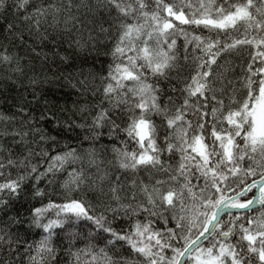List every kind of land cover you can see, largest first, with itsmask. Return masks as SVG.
Instances as JSON below:
<instances>
[{"label": "snow or ice", "instance_id": "1", "mask_svg": "<svg viewBox=\"0 0 264 264\" xmlns=\"http://www.w3.org/2000/svg\"><path fill=\"white\" fill-rule=\"evenodd\" d=\"M183 7L0 0L4 264H264V0Z\"/></svg>", "mask_w": 264, "mask_h": 264}, {"label": "trees", "instance_id": "2", "mask_svg": "<svg viewBox=\"0 0 264 264\" xmlns=\"http://www.w3.org/2000/svg\"><path fill=\"white\" fill-rule=\"evenodd\" d=\"M148 3L150 4H155L156 0H147ZM174 2L179 6V5H183V10L188 12L189 14L193 13V12H197V11H203V9H200L199 8V5L201 2L203 3H207V0H174ZM215 2V0H214ZM189 3L192 4V8H189L188 5ZM214 15V13H213ZM172 19L174 25L178 26L177 27V33H178V39H179V43L180 45L182 46L181 47V53H183L184 51V48H183V45L185 43V40H184V36H183V33H180V28H184L185 31H188L189 32V38L191 39V35H192V30L193 29H197V34H199L200 32H204V33H209L210 35H215V30H210L209 29H205L202 25L201 26H197V25H182L180 23V21L178 20H175L174 18H170ZM239 23V22H238ZM240 31L242 32L243 31V26L241 27ZM247 47V46H245ZM191 51V49H190ZM84 55H89V53H84ZM192 55L195 56L197 55V52H192ZM91 56H92V59L96 60V66L97 68H99L101 66V62H103V67L107 68L108 67V63L111 61L112 57L109 55V56H105V54L103 52H101L98 56L95 52L91 53ZM245 56H247V53H245ZM232 63V68L231 69H221V71L224 72V76L218 80V83H217V88H216V91L217 93H220L222 91H224L225 89H228L229 90V94H231V89L233 87L234 84H238V81L236 79V77L234 75H230L231 72L235 71L237 73H239L241 71L240 69V66L239 64H237L235 62V60L233 59L231 61ZM237 91H239V88L236 89ZM4 91V87H3V73L0 72V93H2ZM62 92L63 91H66V90H61ZM76 97L75 96H71L70 99H75ZM211 99V98H210ZM0 110H4L6 111L7 110V105L5 103V101L2 99V96H0ZM210 110V109H209ZM10 126V125H9ZM5 127V122L0 120V144H3V143H7V138L4 137L2 135V129ZM72 135H74V133H71V132H65V136L66 137H71ZM65 143L67 144H72V140L69 138L67 140H61V146H63ZM103 143L105 146H108L109 144V141H108V137L105 136L104 139H103ZM179 160V154H177V161ZM4 175H7V171H5ZM3 177L0 176V179H2ZM66 178V174L64 177L61 178V180L65 179ZM145 181L148 180V175L147 174H144V176L142 177ZM191 183L193 185L197 184L198 181L193 177L192 180H191ZM201 183V186H202V182ZM60 187H59V184H57V191H60ZM255 191V190H253ZM53 198L54 199H57L58 197L56 196V194L54 193L53 194ZM251 198V197H249ZM20 211H23V209H18ZM256 212L258 213L260 211L259 208L255 209ZM248 214L251 215L252 214V211H248ZM223 219L225 221H227L229 218L228 216H225L223 217ZM172 225H170L171 227ZM15 229H13L14 231ZM203 243H207V239L203 241ZM171 254V253H169ZM13 256H15L16 254L13 252L12 254ZM9 258L7 256H5L4 254V251H0V264H4V262L6 260H8ZM63 259L66 261V264H67V260H68V257L67 256H64Z\"/></svg>", "mask_w": 264, "mask_h": 264}, {"label": "water", "instance_id": "3", "mask_svg": "<svg viewBox=\"0 0 264 264\" xmlns=\"http://www.w3.org/2000/svg\"><path fill=\"white\" fill-rule=\"evenodd\" d=\"M257 208H259V206L257 205V204H253L252 205V209H249V210H247V211H251V210H253V209H257ZM226 215V214H225ZM224 215V216H225Z\"/></svg>", "mask_w": 264, "mask_h": 264}]
</instances>
